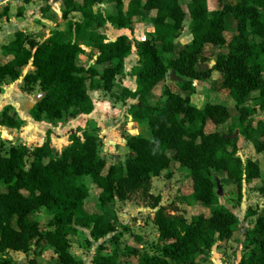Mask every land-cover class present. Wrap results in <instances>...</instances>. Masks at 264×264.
Segmentation results:
<instances>
[{
	"label": "trees",
	"instance_id": "1",
	"mask_svg": "<svg viewBox=\"0 0 264 264\" xmlns=\"http://www.w3.org/2000/svg\"><path fill=\"white\" fill-rule=\"evenodd\" d=\"M58 1L65 29L52 30L43 41L17 31L14 39L3 45L12 58L0 62V85L17 81L23 68L31 64L34 69L24 75L23 89L30 92L38 85L43 93L30 109L34 120L90 114L95 109L90 91L111 92L116 78L125 74L126 58L135 51L140 60L129 75L135 78L136 89L124 88L116 97L137 100L127 113L150 135L124 134L134 155L109 165L101 153V139L87 131L79 133L80 129L70 132V143L61 153L53 150L48 130L41 145H12L0 154V264H13L2 256L4 251L27 252L41 243L56 253L52 264H81L70 247L71 235L79 228L88 229L93 241H101L91 264H202L212 257L214 246L233 239L240 224L238 215L221 201L218 183L226 184L225 192L241 201L244 185L261 177L260 164L239 155V137H234V131L237 128L257 153L264 152V121L256 119L253 110L245 106L250 100L264 112V0H213V9L210 0H130L127 7L124 0ZM102 4H114L116 12L105 10ZM24 9V4L19 5L18 15ZM42 9L48 10L49 5ZM144 11L154 27L145 40L131 42L127 35L109 40L99 31L107 24L132 29ZM229 13L236 24L230 38L225 27ZM188 18L193 39L176 50L174 40L182 34ZM88 32L96 59L94 64L85 65L79 59L84 52L79 40ZM207 44L228 45V50L219 51L215 63L202 70L201 63L209 60L203 54ZM169 71L181 77L177 84L189 94L170 89L166 84ZM213 71L220 73L221 86L239 112L228 133L218 129L230 122L226 104L209 101L198 107L191 98L196 92L195 81L208 80ZM154 90L165 97L163 105L150 104L148 96ZM209 123L215 128L208 130ZM0 124L19 129L23 121L7 105L0 113ZM172 160L187 170L191 180V190L182 198L206 211L194 213L190 220L159 211L154 219L158 229L156 251L140 249L143 237L135 234L123 253L137 262H121L109 244L118 246L123 231L108 219L106 206L126 200L152 177L165 173L170 178ZM87 178L99 190V211L87 207ZM258 192L264 197V180ZM42 209L52 213L46 229L30 217ZM248 214L256 218L244 234V252L236 264H264V206ZM123 228L127 229L125 225ZM31 264L40 263L32 259Z\"/></svg>",
	"mask_w": 264,
	"mask_h": 264
},
{
	"label": "rangeland",
	"instance_id": "2",
	"mask_svg": "<svg viewBox=\"0 0 264 264\" xmlns=\"http://www.w3.org/2000/svg\"><path fill=\"white\" fill-rule=\"evenodd\" d=\"M52 3H55L57 0H51ZM36 8H32V15L35 13ZM189 20V18H188ZM64 21V20H62ZM47 27V26H45ZM226 27V36L228 38L236 30V24L234 17L231 13L226 15L225 20ZM110 35H113L111 32ZM32 37H35L34 34H30ZM46 35V33H45ZM131 42L136 40L134 33L132 38L129 39ZM88 34H84L80 42L84 47H88ZM210 52V51H208ZM211 53V52H210ZM132 54V53H131ZM212 54V53H211ZM215 55V53L213 54ZM80 62L85 65H90L93 63L92 52L85 48L84 52L80 54ZM129 63H135L134 57H130L128 60ZM208 66V68L206 67ZM213 65L212 59L209 58L207 62L201 63L200 68L202 70H207ZM220 74L218 71H213L211 77L204 81L196 83V92L192 95V102L198 107H202L206 102H223L227 105L230 112V122L229 124L221 125L218 127L220 131L225 133L229 132L230 125L234 124L238 120V113L235 107V102L229 94L222 88L219 81ZM168 80L170 81L169 77ZM120 81V78H119ZM172 90L178 91L182 94H186L178 85H172ZM160 91V90H159ZM91 92V91H90ZM33 100V99H32ZM98 101H101L103 104L102 113L104 115L103 124L104 127L108 128V135H110L111 140H115L117 144L121 145L124 134H136L134 131V126L129 125L127 120L126 112V103L117 102V97L115 95H110L109 97H104L102 95L98 96ZM161 102H163L164 97L160 96ZM245 105L252 111V103L246 101ZM254 112V110H253ZM261 115L259 112H254L253 116L257 117ZM110 125H115L117 128L115 131L110 130ZM129 125V126H127ZM130 128L131 131H126L125 127ZM46 125L43 124L40 126V131H33V140L29 141L33 146L35 143L39 142V138L43 132L46 130ZM215 128L211 123L207 125V129L211 130ZM71 130L69 126H62L61 131L65 134H69ZM143 134L149 136L150 132L146 128H142ZM237 128L234 131L236 132ZM239 131V130H238ZM239 137V132L236 135ZM44 138V137H43ZM10 143L2 142L0 145V154L9 148ZM62 142H58L57 146L60 148ZM239 154L243 159L248 158L252 155V148L250 144L246 143V140L240 136L239 142ZM119 149V148H118ZM122 151L124 157L127 158L130 155L128 154V148L123 146ZM103 152V146L101 147V153ZM260 167L264 173V158H260ZM110 162L108 161V165ZM172 174L168 178L165 173L157 177H152L151 181L145 184L141 189L132 193L126 200H117L116 205L113 208H110V213L112 212L113 218H115V223L123 231V235L119 240L118 246L109 244L110 250H117L121 262L129 261L131 263H136L134 257H127L124 255V246L127 243H132L133 240L131 236L138 234L143 237L142 244L139 245V248L150 253H154L157 247L158 241V229L154 222L155 216L159 211H163L166 215H183L188 220L191 219V216L194 213H202L206 210L201 206H194L188 201L182 198L184 193H189L191 190V180L187 176V170L180 167L174 160L171 163ZM222 175V174H218ZM87 185L90 189V196L86 200V204L89 210H101L100 204H97L98 188L93 184L90 178L86 179ZM224 185L222 186L223 193L220 196V199L225 203L232 211H234L239 219L240 224L238 230L235 232L233 239L228 242H223L222 245L213 247L215 254L208 259L203 261L202 264H236L240 259L241 255L244 252L242 246V241L245 240L244 234L255 221L254 216H250L248 213L251 210H260L263 202L261 200V195L256 191V184L251 186L245 185L243 190V198L241 201L236 200L224 190ZM3 190V187L0 186V191ZM217 191L218 187L216 188ZM107 212V210L105 209ZM52 213L46 209L33 212L30 217L34 220H37L40 223L41 228L46 229L48 227V221L50 220ZM16 219L13 220L15 224ZM126 226L127 229H124L123 226ZM101 241L95 242L89 236V230L86 228H79L78 231L71 235V250L76 252L78 257L81 259V264H91V259ZM117 247V248H116ZM2 256L11 260L13 264H31L32 259L37 260L40 264H52L56 261L57 255L48 244L41 243L39 245H32L27 252L22 251H13L6 250L2 253ZM203 259V258H201Z\"/></svg>",
	"mask_w": 264,
	"mask_h": 264
},
{
	"label": "crops",
	"instance_id": "3",
	"mask_svg": "<svg viewBox=\"0 0 264 264\" xmlns=\"http://www.w3.org/2000/svg\"><path fill=\"white\" fill-rule=\"evenodd\" d=\"M130 0H124L125 7L128 6ZM191 0H181L183 3H188ZM231 1V0H229ZM24 4V12L22 15H18V7L19 5ZM49 5V9L44 11L42 9L43 6ZM210 9L215 8V2L213 0L209 1ZM36 8L35 13L32 15V8ZM102 7L105 10H108L111 13L116 12V7L114 4L112 5H106L102 4ZM77 15V14H75ZM78 16V15H77ZM62 18V12H61V4L57 0L55 3H52L51 0L48 2L46 1H32L30 3H23L22 0H0V62L5 63L9 60H11L12 56L9 55L4 49L3 45L9 43L11 40L14 39L15 33L17 31H23L27 34H34L37 40L43 41L50 35L52 30L59 29L63 30L65 29L66 20ZM47 26V27H45ZM100 32H103L107 35L109 40H115L119 35H127L130 38H132V34L134 33V36L136 40H145L150 37V34L154 31L153 23L148 15L147 11H144L142 13H139L138 16L135 19V22L132 25V29L127 28H116L112 26L111 24H107L106 26L99 29ZM112 33L113 35H110L109 33ZM46 33V35H45ZM89 35V32L86 33ZM81 39V38H80ZM193 39V34L190 29V19H186L183 24V31L182 34L174 40V45L176 50L184 47L185 45L189 44ZM80 42V40H79ZM89 44L88 47H84L81 42L82 48L85 50V48H88L92 52V58L93 63H95L96 59V49L92 47L91 43L87 41ZM228 45H224L222 47H216L214 45L207 44L204 47L203 54L207 56L208 58L212 59V63L214 64V57L219 51H227ZM210 51V52H208ZM215 53V55H213ZM134 57L135 63L134 65L129 63L128 60H130V57ZM140 57L136 54L135 51L130 54L128 58H126L125 62V74L118 76L115 81L114 88L111 92H107L105 90H93L90 92L91 96L93 97L95 101V109L90 114H79L76 117H65L61 120H49V119H42L41 121L34 120L30 115V109L33 107V105L42 97L43 93L40 90L39 86L36 85L34 89L30 92L25 91L23 89L24 85V75L29 72L33 71L34 67L31 64L26 65L23 68L22 75L20 78L12 83H2L0 85V113L4 109L5 106L10 105L13 107V109L17 112L19 117L22 119L23 124L19 129L16 128H9L6 126H3L0 124V145L2 142L10 143L8 146L9 148L12 145H21L25 144L29 147H34L37 145H41L47 138V131L50 130V143L55 152L61 153L62 150L69 145V134H65V132L61 131L62 126H69V129L74 128V130L80 129L79 133L82 131H87L90 134L97 135L101 141L103 146V152L102 155L104 158H106L110 164L115 162H123L125 161L124 153L122 151L123 146L127 147L126 141L123 138L121 145L117 144L116 141L110 139V135H108V128L104 127L103 124V118L104 115L102 113L103 104L101 101H98V96L102 95L104 97H109L110 95H118L122 92L124 88H128L131 90L136 89V82L135 78L129 75V72L131 71V68L139 63ZM105 66V65H103ZM102 66V67H103ZM220 74V73H219ZM170 81L167 78L166 84L170 87L172 90V85H178V81L181 79L179 75H177L174 71H169L168 76ZM120 78V81H119ZM220 83H222V77L220 75L219 79ZM196 85V83H195ZM227 94L229 92L224 89ZM174 91V90H173ZM178 92V91H175ZM186 94H189V92L185 91ZM195 94V93H194ZM193 95V94H192ZM191 95V98H192ZM161 94L156 92L155 90L149 94L148 100L150 104L152 105H163L165 102V97L163 102L160 100ZM230 96V95H229ZM33 99V100H32ZM137 100L131 99V98H117V102L119 103H126V116L128 117L127 120L130 121L129 125L132 124L134 126V131L136 134H143L142 125L138 122L134 121L133 118L128 115L127 109L132 104L135 103ZM249 102L252 103V110L254 112H259L261 115L257 117V119H261L264 121V112H262L258 106L254 105V103L250 100ZM219 102V101H218ZM223 103V102H220ZM246 106V105H245ZM236 107V105H235ZM247 107V106H246ZM248 108V107H247ZM249 109V108H248ZM237 110V108H236ZM238 116L239 112L237 110ZM238 121V120H237ZM45 124L46 130L42 133V135L39 138V142L35 143L33 146L29 141H32L33 139V131L39 130L40 126ZM127 125V126H129ZM125 127L126 131H131L130 128ZM35 129V130H34ZM117 128L115 125H110V130H116ZM71 130V131H74ZM238 130V129H237ZM236 130V131H237ZM40 131V130H39ZM70 131V132H71ZM144 135V134H143ZM242 135L239 134V139ZM44 137V138H43ZM244 140H246L243 137ZM58 142H62V145L60 148L56 147ZM239 142V140H238ZM246 143L250 144L253 152L252 155H250L248 158L253 159L257 161L260 166L262 165L260 163V158H264V152L257 153L252 145L251 142L246 140ZM5 149L2 153L7 152L9 149ZM119 148V149H118ZM128 148V147H127ZM129 150V148H128ZM238 153H240L238 151ZM128 154L130 156H133L134 153L130 150L128 151ZM240 155V154H239ZM246 158V159H248ZM243 159V158H242ZM243 159V160H246ZM176 164H178L176 162ZM264 180V173L261 169V177L254 180L253 182L245 185L251 186L252 184H256V191L258 192V188L262 185V182ZM244 185V188H245ZM259 193V192H258ZM130 196V195H129ZM261 200L263 202L262 206H264V197H261ZM117 200L110 205L106 206L107 210V217L109 220H112L115 222V218L112 216V212L110 213V208H113L114 205H116ZM255 217V216H254ZM256 218V217H255ZM116 224V223H115ZM254 224V223H253ZM253 226V225H252ZM157 228V226H156ZM222 244L216 245L215 249L218 248ZM212 256L215 254V252L212 250ZM76 254V252H75Z\"/></svg>",
	"mask_w": 264,
	"mask_h": 264
},
{
	"label": "water",
	"instance_id": "4",
	"mask_svg": "<svg viewBox=\"0 0 264 264\" xmlns=\"http://www.w3.org/2000/svg\"><path fill=\"white\" fill-rule=\"evenodd\" d=\"M206 67L208 68V66L206 65ZM238 130L235 132V134H234V137L238 134ZM218 195H221L222 193H223V191H222V186L220 185V183H218ZM72 253L73 254H75V252L74 251H72Z\"/></svg>",
	"mask_w": 264,
	"mask_h": 264
}]
</instances>
